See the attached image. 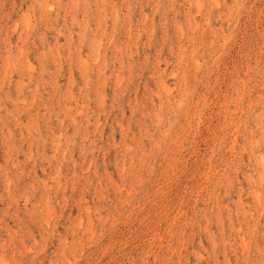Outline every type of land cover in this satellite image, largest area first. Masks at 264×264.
Here are the masks:
<instances>
[{"label": "rangeland", "instance_id": "374dc122", "mask_svg": "<svg viewBox=\"0 0 264 264\" xmlns=\"http://www.w3.org/2000/svg\"><path fill=\"white\" fill-rule=\"evenodd\" d=\"M0 264H264V0H0Z\"/></svg>", "mask_w": 264, "mask_h": 264}]
</instances>
